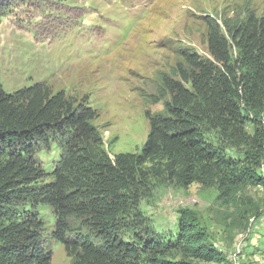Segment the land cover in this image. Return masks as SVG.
Returning <instances> with one entry per match:
<instances>
[{
	"label": "trees",
	"instance_id": "obj_1",
	"mask_svg": "<svg viewBox=\"0 0 264 264\" xmlns=\"http://www.w3.org/2000/svg\"><path fill=\"white\" fill-rule=\"evenodd\" d=\"M207 44L221 71L187 55L193 71L180 76L191 90L163 79L171 97L166 115H147L149 133L140 153L119 154L113 161L91 125L95 113L90 107L62 91L51 93L44 83L12 93L0 84V264H50L39 205L53 210V238L71 264L224 262L186 215L177 221L175 233L161 234L138 210L137 188L146 179V163L161 165L181 188L216 186V200L233 205L241 187H264L255 174L264 160V19L249 16L227 36L211 27ZM230 44L237 54L232 63ZM246 122L253 127L251 134ZM205 126L216 130L219 139L244 147L241 161L215 148L204 136ZM52 146L58 148V159L45 171L38 157ZM238 164L245 167L238 169ZM47 176L51 181L43 184ZM70 220L82 221L83 227L70 234Z\"/></svg>",
	"mask_w": 264,
	"mask_h": 264
},
{
	"label": "rangeland",
	"instance_id": "obj_2",
	"mask_svg": "<svg viewBox=\"0 0 264 264\" xmlns=\"http://www.w3.org/2000/svg\"><path fill=\"white\" fill-rule=\"evenodd\" d=\"M249 16L264 19V0H4L0 84L7 93L38 82L51 93L64 92L94 111L91 125L111 161L119 154L137 155L149 133L147 115H166L171 97L163 79L190 91L180 76L181 71L185 77L193 71L187 55L221 71L208 50L209 29L218 26L227 36ZM229 53L232 63L237 55L232 44ZM203 130L215 148L225 149L226 157L241 161L244 147L219 139L207 126ZM245 130L251 134L253 127L246 122ZM38 159L42 169H52L58 148L42 151ZM143 167L147 176L138 184V210L154 231L175 233L177 221L186 215L222 253L220 264H264L263 186L241 187L233 205L216 200V186L181 188L161 165ZM255 174L264 184V173ZM49 181L47 176L41 182ZM37 213L50 264H71L53 238V210L39 205ZM69 224L70 234L83 227L80 220ZM122 235L129 239V230Z\"/></svg>",
	"mask_w": 264,
	"mask_h": 264
},
{
	"label": "built area",
	"instance_id": "obj_3",
	"mask_svg": "<svg viewBox=\"0 0 264 264\" xmlns=\"http://www.w3.org/2000/svg\"><path fill=\"white\" fill-rule=\"evenodd\" d=\"M261 172L264 173V165L261 166Z\"/></svg>",
	"mask_w": 264,
	"mask_h": 264
}]
</instances>
